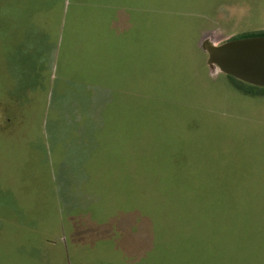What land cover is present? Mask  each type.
<instances>
[{"label":"rangeland","instance_id":"374dc122","mask_svg":"<svg viewBox=\"0 0 264 264\" xmlns=\"http://www.w3.org/2000/svg\"><path fill=\"white\" fill-rule=\"evenodd\" d=\"M20 3L22 10L16 8V0H0V58L5 53L10 54L11 42L6 37L15 34V21H45L46 18L47 21H54L55 18H50V12L46 8L59 7L60 2L29 0ZM113 3V12L118 7L119 20L122 18L124 21L149 20L162 23V36L159 35L162 38V84H155L161 88L135 87L130 98L132 119L138 122V128L142 132L147 130L148 136L151 133L150 138L154 141L157 142L158 138L162 149L160 155L161 150L154 152L149 144L141 143L137 146L136 138L141 137H134L132 140L135 149H140L144 157L149 156L146 157L148 163L155 162L161 166L159 169H152L156 173L145 177L146 194L143 187H132L139 198L150 199L151 208H146L149 214L143 217L145 220L135 213H129L132 224H145L144 232L150 242L138 245V249H135L131 224H127L126 227L114 226L113 232L117 235L115 242L119 243H98L93 246L91 243L94 240L99 242L100 238V241H104L103 232L105 235L110 234L105 232L106 228L103 226L115 221L119 195L117 197L114 193L110 194V199L116 200L111 201L116 203L113 206L114 212L113 208H109L108 194L102 202L98 198L99 209L98 206L92 209L97 199L96 196L93 199L92 196H86L78 183L84 179V170H81L78 158L70 157L72 154L67 153L68 150L64 151L65 146L59 144L54 147V152L60 147L61 153L54 157L51 168L44 163L43 152L38 154V164L32 147H47V143H50L49 136L47 138L39 131L40 136L31 138L35 136V130H27L28 138L23 139L25 132L21 126L25 119L22 123L12 124L0 132V156L15 159L7 163L11 170L5 173H1L2 169L0 171V227L10 225L5 222L7 220L4 218L7 217L4 213L10 212H7V206L15 204L25 216L17 219V215L11 210L9 214L13 226L27 227L32 232L38 227L48 232H55L53 227L58 231L60 227L63 229L67 244V252L63 256L68 254L71 264H76L78 256L86 263L104 257L107 261L110 258L109 262L112 264H126L124 260L127 258L130 259V264H138L139 261L136 260L144 257L141 264H167L162 259V247L177 240L180 234L176 225L184 224L185 218L191 217L190 210H193V219L196 218L195 212L200 215V201H197L194 208H190L191 201H188L189 197L184 189L180 191L181 188L202 185L204 190L209 185H223L228 181L235 184L264 185V96L243 94L227 76L217 69L210 72L206 65V73L211 79L200 67V71L195 68L198 70L195 73L191 67V55H188V47L196 36V42L209 38L219 44L243 34L264 32V0H114ZM121 7H127L129 11ZM34 11H39L35 19L33 17L37 12L34 14ZM4 40L7 41L5 48ZM184 43L186 48H183L181 54H176L177 49ZM200 53L203 55L200 56ZM199 56L205 61L206 54L201 49ZM176 57L183 60H177ZM173 71L175 72L171 75ZM191 71L194 73H190ZM188 75L199 76V79L191 80L194 82L192 85L181 84ZM10 83L12 82L7 78L5 85L0 84V102L2 109L4 106L8 108L6 115L11 120L13 116H20L9 100V93L12 92L9 89L12 85ZM3 86L7 87L5 92ZM41 98L37 97V101L39 99L41 102ZM31 113L35 116L36 109L24 112V117L29 120ZM47 128L56 131L53 122ZM63 130L60 132L62 136L69 134ZM55 138L56 132H53L51 139ZM77 138L79 137H71L69 143L66 142L70 147L76 145L80 149L77 142L81 140ZM29 140L35 142L32 147ZM202 170L206 174L199 176ZM136 172L141 174L144 171ZM117 174L122 177L121 172L118 171ZM263 197L264 194L260 201H263ZM234 203L237 211H232V214H229L230 209L217 213L213 203H200L203 208L207 205L210 217L215 219L213 222H217L220 214L223 217L236 215L237 219L240 216L245 218L246 224L240 226L235 222L228 230L227 237L230 239L231 235L234 236L236 242L225 251V257V252L223 253L222 260L218 263L264 264V202L260 208V205L251 201L240 200ZM150 209L153 210L152 213ZM160 209L163 210L162 217L154 218V215L161 212ZM229 223L226 222L223 226L231 227ZM54 236L53 239L58 242L60 232ZM136 238L139 243L145 241L143 235ZM199 238L203 239L201 236ZM73 239H79V245L82 243L81 252ZM51 240L50 238L49 242ZM207 240L208 247L202 245L199 253L207 252L206 260L214 263L219 259L220 250L229 245V241L217 243L210 235H207ZM1 249H12L14 253L11 255L16 257L15 261L19 260L16 261L17 264H34V251L29 245L17 250L3 244ZM58 260L61 261L60 258ZM196 261H200L199 256ZM204 262L202 260L201 264Z\"/></svg>","mask_w":264,"mask_h":264},{"label":"crops","instance_id":"0c3cea01","mask_svg":"<svg viewBox=\"0 0 264 264\" xmlns=\"http://www.w3.org/2000/svg\"><path fill=\"white\" fill-rule=\"evenodd\" d=\"M20 1L29 0H16L15 5L18 10H22ZM57 1L61 3L59 7L51 5L52 7L46 8V11L50 12V18L52 16L55 18L54 21H47L48 18L45 21L39 19L15 21V34L6 37V40L11 42L10 54L5 53L0 58V84L5 85L7 78L12 82L9 87L12 91L9 93V100L18 110L16 113L20 118L13 116L10 120L6 115L9 112L8 108L4 106L2 109L0 102V132L12 124L22 123L25 119L21 126L22 131L25 132L23 139L28 138L27 130L30 132L35 130V136L29 135L31 138L40 136L39 131L50 138H48L50 143L46 142L47 147L42 146V148H33L35 142L28 141L32 151L36 152L38 164V154L43 152L44 163L49 164L51 168L54 157L61 153L60 147L56 152L54 147L60 144L65 146L64 151L68 150L67 153L72 154L70 157L78 158L79 166L82 171L84 170V180H89L87 172L92 169L96 171L95 174L103 168L120 171L122 174L124 167L117 163L114 157L115 149L103 146L102 140H96L98 139L96 133L102 131L104 106L116 107L122 104L128 109L131 105L129 102L131 93L135 87L161 88L155 84H162V38L159 37L162 36V23L149 20L124 21L122 18L119 20L117 6L113 12L114 0H72V3L70 0H52V3ZM124 9L127 10V7ZM33 13H36L33 18H37L39 11ZM203 39L206 38L196 42L197 36L195 37L192 45L188 47L190 50L188 55L192 58L193 71L196 73L200 67L209 77L205 68L207 66L210 70L207 65V54L200 48ZM6 40H4V48ZM184 47L186 48L185 43L181 44L176 54H181ZM199 49L206 54L205 61L200 57L203 54L200 53L199 56ZM188 55L186 57L190 58ZM176 58L183 60L181 57ZM157 70L160 72H154ZM193 71L190 73H194ZM198 79L199 76L188 75L184 80L181 78V81L183 80L181 84L192 85L194 82L191 80ZM3 90L5 92L7 87L3 86ZM39 96L42 97L41 102L39 99L37 101ZM10 106L11 104L8 105ZM32 109H36V114L34 116L31 113L32 117L28 120L24 117V112ZM115 120L117 123L120 121L117 112ZM52 122L56 131L47 128ZM62 129L69 134L62 136L60 133ZM53 132H56V138L52 140ZM71 137H79L77 139L81 141L77 144L80 149H77L76 145L69 146ZM104 155H106L105 160ZM11 159L0 156L2 162L0 171L3 170L1 173L11 170L7 165ZM149 166H144L142 170L152 169ZM129 176L131 178L126 177L127 185L140 183L134 181L140 177L130 174ZM126 178L115 175L110 180L115 185H121L120 180ZM7 208V212L12 210L17 215V219L25 216L15 204ZM9 213H4L7 217L4 219L10 225L0 227V264H17L16 261H19H15L16 257L11 255L14 253L12 249L10 251L1 249L3 244L17 250L29 245L34 251V264H71L68 254L66 257L63 256L67 252V244L61 227L59 231L53 227L55 232L51 231L52 233L39 227L32 232L27 227L13 226ZM59 232L60 238L57 242L53 238ZM50 238L51 242H49ZM58 256L61 261L58 260ZM9 258H11L10 262ZM76 264L112 263L97 258L86 263L81 257L76 259Z\"/></svg>","mask_w":264,"mask_h":264},{"label":"trees","instance_id":"16d2710c","mask_svg":"<svg viewBox=\"0 0 264 264\" xmlns=\"http://www.w3.org/2000/svg\"><path fill=\"white\" fill-rule=\"evenodd\" d=\"M254 36H264V32H257V33H247L240 36H237L235 38H246V37H254ZM234 85V87L242 92L245 95L249 96H264V89L263 88H257L253 87L244 83H241L233 78L227 77ZM130 102V101H129ZM131 104V103H130ZM103 119H102V131L97 132V138L96 140H102L103 146H107L108 148L115 149L114 157L117 159V163H119L122 167H124V170H122V178L130 177L136 175L135 182H140L139 184L135 185H127L125 182H127L126 179L120 180L122 182L121 185H115L110 178L117 177V172L113 170H108L103 168L100 171H97V174L95 170H88L89 180L82 179L80 182L78 181L81 188L84 189L83 192H85L86 196H92V199L94 196H96V199L93 203V208H97L98 206V198L99 201L102 202L106 198V195L108 194V198L110 199V194L114 193V195H119V199L117 200L118 206L116 213L114 215V219L109 225H104L105 232H110V234L105 235L103 232L104 241L97 242V240H94L91 243L93 246L98 243H119L115 242L117 240V235L113 232L115 231L114 226H127V224L130 226L131 224V236L133 238L134 244H136L135 249H138V245H143L146 242H150L148 239V236L145 235V224L142 223V225H137L135 223L132 224L131 218L129 213H135L139 215L141 218L145 217L146 214H149L146 212V208H151L149 206L150 199L145 198H139V195L135 193V189L132 187L138 186L143 187L147 184L146 180L144 181L145 177H147L150 174L156 173L154 171L155 169H159L161 166L160 164H156L155 162H149L146 157H149L146 155L144 157V153H141L140 149L134 148V143L132 140H134V137H141L136 138V145L139 146L141 143L149 144V146L154 148V152H158L161 150L162 155V149L159 146L158 138L157 142L153 140V138H150L152 134L150 133L148 136L147 130L142 132L138 128V122H134V118L131 117V109L132 105H129L128 109H126L125 106L122 104L118 106H104L103 107ZM118 114L119 122H115V114ZM136 126V128H135ZM158 134V133H157ZM102 135V136H101ZM119 135V136H116ZM102 137V138H101ZM150 140V141H149ZM143 155V156H141ZM157 155V154H156ZM157 155V156H160ZM104 155V160H105ZM156 156V157H157ZM103 162H106L104 161ZM152 167V169H144L143 173L137 174L136 171H141L142 168L145 166ZM73 171V170H72ZM120 172V171H119ZM74 173V172H73ZM206 174L205 170H202L199 173V176H204ZM84 178V177H83ZM131 178V177H130ZM143 183V184H141ZM186 192L189 197L188 201L190 202V208H194L197 201H200V203L204 202L207 204L215 206V210L218 213L219 211H224L227 209H230L229 214H232V211H237V207H235V201H251L254 202L260 207H263L264 197L263 201H260V197L264 194V185L259 186L256 184H235L231 181H228L224 183L223 185H209L206 189L203 190L202 185L195 186H185L184 188H181L180 191ZM142 191V190H141ZM145 194L146 189L144 188ZM176 193V192H173ZM92 194V195H91ZM111 201L116 202V200L109 201V208H113L115 204ZM144 203V204H143ZM162 202H160L161 204ZM199 203V212L200 215L195 212V219H193L192 212L193 210H190L191 217L185 218L184 224H178L179 221H177V229L179 230V236H177V240L174 241V243L162 247V259H165V263L167 264H201V261L205 260L202 264H220L219 261L222 260L223 253L228 250L236 241L234 236L231 235L230 239L227 237L229 234L228 230L232 228L235 225V222L238 224L244 225L246 224L244 222V217H241L239 219L236 218V215L234 217L232 215H228L227 217H223L222 214L219 215V218L217 222H213L215 220L214 218L210 217V211L208 212L207 205H205V208L200 207ZM143 204V205H142ZM99 209V206H98ZM152 213L153 210L150 209ZM161 211V209H160ZM163 211V210H162ZM161 212L159 214L154 215V218L162 217ZM114 212V211H113ZM144 215V216H143ZM166 215H163L165 217ZM178 216V214H177ZM181 217V216H180ZM179 217V218H180ZM144 219V218H143ZM176 219V217H174ZM145 220V219H144ZM195 220V221H194ZM230 222L229 226H223L224 223ZM135 224V225H134ZM134 225V226H133ZM179 226V227H178ZM238 228V227H237ZM82 232V231H80ZM143 235L145 238V241H142L141 243L138 242L137 236ZM207 235H210V237L214 238V241L217 243L222 242L223 240H228L229 245H226L220 250L218 260L216 262H211L206 260V254L207 252L199 253V251H202V245H207ZM199 236L203 237V239L199 238ZM79 238V237H78ZM116 238V240H115ZM80 239V238H79ZM73 239V242H76V245L79 247L78 251H82V243L79 245L78 240ZM98 239V238H97ZM81 240V239H80ZM200 242H199V241ZM206 241V242H205ZM205 242V243H204ZM170 248L171 250H169ZM242 250V248L240 249ZM78 252V253H79ZM229 252V251H228ZM165 253V254H164ZM226 253H224V257L226 256ZM209 254V252H208ZM198 256L200 258V261L198 260ZM81 258L80 256L77 257ZM127 257H125L126 259ZM147 258V257H146ZM104 259V257H103ZM111 259L109 258L108 261ZM123 260V259H122ZM104 261L107 262L106 259ZM126 264H130V259L124 260ZM136 261H139L138 264H141L144 262V257L141 259H137ZM195 261L194 263H192ZM263 264V263H259Z\"/></svg>","mask_w":264,"mask_h":264},{"label":"water","instance_id":"95a60500","mask_svg":"<svg viewBox=\"0 0 264 264\" xmlns=\"http://www.w3.org/2000/svg\"><path fill=\"white\" fill-rule=\"evenodd\" d=\"M211 71L217 69L241 83L264 89V36L229 39L220 44L200 42Z\"/></svg>","mask_w":264,"mask_h":264},{"label":"flooded vegetation","instance_id":"af4514ba","mask_svg":"<svg viewBox=\"0 0 264 264\" xmlns=\"http://www.w3.org/2000/svg\"><path fill=\"white\" fill-rule=\"evenodd\" d=\"M230 39H235V37L234 38H230Z\"/></svg>","mask_w":264,"mask_h":264}]
</instances>
